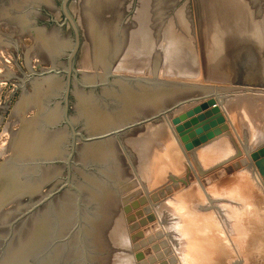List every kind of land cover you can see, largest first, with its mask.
<instances>
[{"label":"water","instance_id":"water-1","mask_svg":"<svg viewBox=\"0 0 264 264\" xmlns=\"http://www.w3.org/2000/svg\"><path fill=\"white\" fill-rule=\"evenodd\" d=\"M0 264H264V0H0Z\"/></svg>","mask_w":264,"mask_h":264},{"label":"rangeland","instance_id":"rangeland-1","mask_svg":"<svg viewBox=\"0 0 264 264\" xmlns=\"http://www.w3.org/2000/svg\"><path fill=\"white\" fill-rule=\"evenodd\" d=\"M19 92H20V88H16V89L12 92V95H11V97H10V100H9V102H8V105H7V107H6V109H5V112H4V114H3V116H2V118H1V120H0V132H1L2 128H3V126H4V123H5L7 117H8V115H9V113H10V110H11V108H12V106H13V104H14V102H15V100H16L18 94H19ZM2 160H3V158L0 157V162H1Z\"/></svg>","mask_w":264,"mask_h":264}]
</instances>
